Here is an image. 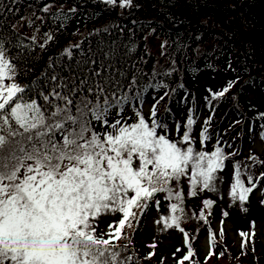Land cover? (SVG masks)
Segmentation results:
<instances>
[{"label":"snow or ice","instance_id":"1","mask_svg":"<svg viewBox=\"0 0 264 264\" xmlns=\"http://www.w3.org/2000/svg\"><path fill=\"white\" fill-rule=\"evenodd\" d=\"M99 2L110 9L117 6V0ZM118 6L138 7L133 0H119ZM50 8L41 11L53 22L69 18L62 6L56 13ZM76 11L75 7L69 9ZM36 19L43 17L36 16L35 9L21 17L29 27L35 26ZM16 26L12 25L14 44L0 39V264H132L133 256L127 254L131 240L125 229L134 230L140 214L153 203L159 205L158 194L175 202L171 204L173 215L157 223L165 229H179L187 242L188 233L181 226V183L187 178L193 197L199 188L214 190L216 173L226 166L223 150L194 149L190 133L196 121L191 112L186 130L177 140L169 139L168 124L157 118L156 104L145 118L144 94L168 85L151 82L157 75L155 69L151 80L145 81L146 74L139 70L129 78L116 68L119 50L115 41L106 48L102 35H111L110 27L118 26L89 32V37H101L95 48L91 41L86 49L72 44L60 53L61 59L50 58L42 74L48 88L39 91L35 82L23 85L17 80L25 72L9 49L31 50L37 46V38L34 35L32 43L25 45ZM44 40L38 45L41 49L53 40V32L45 33ZM121 47L126 49L125 55L135 51L134 42L131 46L121 43ZM72 49L80 50L78 58ZM132 67L135 69L134 64ZM72 69L75 76L61 75ZM163 75H171V71ZM233 85L229 81L213 97H225ZM129 108L135 117L131 123L132 118L123 115ZM165 111L170 113L167 107ZM208 139L205 128L201 142ZM250 159L257 163L255 157ZM235 168L231 193L243 204L257 185L252 174L242 173L239 164ZM243 174H247L249 186L241 180ZM204 203L211 207L210 200ZM116 214L121 218L109 223L107 232L98 233L99 219ZM121 240L128 244L121 245ZM193 255L188 244L187 254L178 264Z\"/></svg>","mask_w":264,"mask_h":264},{"label":"trees","instance_id":"2","mask_svg":"<svg viewBox=\"0 0 264 264\" xmlns=\"http://www.w3.org/2000/svg\"><path fill=\"white\" fill-rule=\"evenodd\" d=\"M133 4L138 7L121 9L117 2V6L110 9L99 0H18L17 3L2 0L0 25L3 27L0 28V39L12 41L14 44L16 39L12 34V25L16 24L15 31L25 38L24 44H31L32 40L23 35L17 27L22 21L21 17L31 13L33 9L36 10V16L43 17L47 30L53 32V40L48 42L44 49H41L37 42V46L31 50L10 47L9 55L16 57L25 72L22 77H17L18 82L23 85H32L35 82L37 91L48 88L42 74L50 58L61 59L60 53L72 44L79 43L86 49L91 41L92 47L95 48L101 37H89V32L118 26L110 27L111 35H102L106 48L115 41L119 50L115 58L116 68L124 71L129 78L133 71L139 70L146 74L145 81L151 80L155 69L157 75L155 81L151 82H163L168 85L167 89H149L144 94V101L152 96L156 99L157 118H163L167 122L169 139L172 138V121L181 127V131H178L180 137L186 130V122L191 112L196 121L190 133L192 142L201 141V133L207 128L209 139L203 143H211L213 151L220 147L228 158L230 148L224 146L221 139H231V144H235L236 154L230 156L227 161H231L235 166L239 164L242 173H250L255 179L261 176L259 181L264 184V161L254 154H249L250 157L256 158L257 163L253 164L243 150L244 141L252 136L257 126L261 130V136L264 133V120L258 124L252 121V132L245 129L246 120L251 117L243 111L252 90L264 92V0H133ZM29 5H32V8H29ZM49 5L53 13L60 11L61 8L57 10V7L67 6L63 12L69 18L53 22L48 13L41 11ZM73 7L77 8L76 13L69 12ZM131 42L135 43V51L125 55L126 49L121 47V43L131 46ZM72 50L78 58L80 50ZM220 68L226 70V80L220 90L229 81H233L234 85L223 98L215 99L213 95L209 96L213 106H208L210 114L201 127L197 123L200 110L195 102L194 86L191 82L196 85L201 75ZM168 71H171V75H163ZM70 73L75 76V69L65 70L61 75L68 77ZM181 84L183 88L180 87ZM161 97L163 99H160ZM180 100L182 103H191L185 117L178 115L176 111ZM166 107L170 109V113L165 111ZM129 110L131 109H126L125 112ZM233 118L234 122L231 123ZM236 131L238 134L234 133ZM241 180L245 186H249L247 174H243ZM181 193L184 197L181 226L187 227L186 223L191 225L187 227V233L190 234L188 243L193 247L195 237L189 231L198 230L205 223L211 222L216 205L210 200L212 204L209 207L204 203L209 199H204L202 206L188 207L186 197L182 191ZM145 212L140 214L139 224H134L135 226L142 225ZM226 213L225 218H228L229 212ZM243 231L245 233V230ZM125 232L128 233L131 243L128 244L127 240H121L119 243L128 244L127 254L133 256L134 262L138 259L139 264H143L136 251L139 250L134 237L136 230L126 228ZM220 236L219 240L215 239L216 243L221 241L219 245L222 249L218 256H211L210 260L205 261L194 251L193 258L186 260L184 264H264V251L258 244L260 239L257 235L254 234V238L244 237L239 250L224 230H221ZM246 239L248 242L245 244ZM149 264L154 263L151 261Z\"/></svg>","mask_w":264,"mask_h":264},{"label":"rangeland","instance_id":"3","mask_svg":"<svg viewBox=\"0 0 264 264\" xmlns=\"http://www.w3.org/2000/svg\"><path fill=\"white\" fill-rule=\"evenodd\" d=\"M117 2H119V0H117ZM57 10H59V8ZM33 19H35V17H33ZM43 25L42 19H36L35 26H38V31H35V26L29 27L27 22L22 20L18 29L23 35L28 36L29 38L35 35L37 38L36 42L43 44V42H45L44 34L48 33L47 29ZM158 49H160V43H158ZM225 80L226 70L225 68H220V70L216 69L210 73L201 75L196 85L194 82H191L195 89V96L198 98L200 113L197 117V122L201 127L203 126L205 119L210 114L208 108L209 104L205 98H208V101L211 102L210 106L212 107L213 104L209 96L218 92L223 87ZM151 105L152 102H149L144 107V113L147 119L150 115ZM243 111H246V113L250 114L249 116L251 117L246 120V127L249 126V121H253L256 124L263 121L264 117H261V114H264V92L257 90L251 91L249 97L246 99L245 105L243 106ZM178 112L185 115L187 113L186 105H179ZM126 117L132 118L129 120V123L135 119L133 113H128ZM233 122L234 118L231 120V123ZM97 129L99 130V128ZM175 132H177L175 124H171V140L179 139V135ZM262 137L264 136H261V130L259 126H257L252 136L247 140L246 152L256 153L260 158L264 159V139ZM221 140L222 143L229 146L230 142H226L227 139L225 137ZM192 146L196 151H207L209 153L213 151V145L211 143L206 145L200 140L192 142ZM234 149V146L230 147L228 158L225 160V168L222 171L218 170L216 173L218 180L215 183L214 190L209 191L199 188L197 190V195L193 197L191 195V184L187 178H185L182 182L180 190L186 197L188 207L202 206V201L204 199H209L215 202V212L211 221L212 227L215 229V239L219 240L221 238L220 232L221 230H224L234 242L235 248L239 250L243 239V236H241V230L245 228L248 230L250 228V223L252 222L254 223L253 231L260 239L258 244L264 251V190L262 188L261 181H259L261 176L255 179V182L258 183L256 189L249 197L251 199L243 204H241L238 199L234 200L231 193V186L235 183L236 168L231 161H227L230 156L236 154V152H233ZM247 157H250V155L247 154ZM156 199L159 200V205L157 206L155 203L150 205L144 214L141 227L137 229L136 233H134L135 242L137 248L139 249L136 251L138 252L139 258L143 264H149L151 261H153L154 264H178V261L185 253L184 235L179 231V229H165L163 228L162 223H157V221H161L162 217H170L172 215L171 204L173 202L172 200H168L165 194H158ZM222 209L229 212V217L226 218V220L220 219ZM120 218L119 214L101 217L98 221L97 232H107L109 223L119 220ZM186 225L188 228L191 226L189 223H186ZM187 227L184 226L183 228L187 229ZM135 230L136 227L134 225V230L131 231ZM191 232L196 233L197 235L198 239L195 243L196 246L201 248L203 251L200 253L203 260H210L211 255L213 257L219 255L210 253L211 240L206 223L204 226L202 225L200 229L192 230ZM248 233L251 236L250 232H246V234ZM219 243H221V241H219ZM152 244H155L156 247H149ZM150 253H154V255H152L151 259H147L146 257H148ZM132 264L135 263L132 261ZM137 264H139V262H137Z\"/></svg>","mask_w":264,"mask_h":264}]
</instances>
